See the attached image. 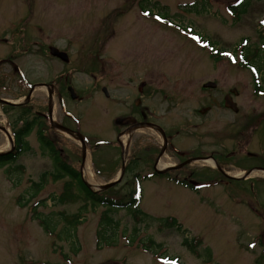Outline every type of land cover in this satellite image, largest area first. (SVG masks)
I'll return each mask as SVG.
<instances>
[{
  "label": "rangeland",
  "instance_id": "374dc122",
  "mask_svg": "<svg viewBox=\"0 0 264 264\" xmlns=\"http://www.w3.org/2000/svg\"><path fill=\"white\" fill-rule=\"evenodd\" d=\"M235 2L0 0V58L14 55L9 59L25 80H21V95L27 84L34 87L33 106L23 114L26 122L33 121L31 132L23 138L29 150L0 164V264L164 263L163 258L144 251L143 243L149 238L160 244L157 253L182 264H264V176L250 174L245 180L225 182L217 168L200 173L203 162L195 161L180 174L197 186L194 190L175 183L176 172L171 173L173 178H141L152 173L153 162L142 161L139 147L148 144L156 149L162 138L150 127L131 130L127 141L122 140L123 132L119 139L126 150L124 158L132 154L140 159L105 196L127 200L136 187L135 171H139L138 208L155 218H176L185 232L159 229L157 222L136 221L125 208L113 209L109 214L119 222V238L115 245L97 249L95 232L105 207H93L77 197V182L68 177L53 180V160L37 140V134L45 131L60 158L78 169L81 180L93 190L94 185L114 180L122 148L108 143L114 137L112 119L128 111L130 101L139 96L137 87L144 83L142 100L148 119L171 135L176 126L183 128L171 138L179 148L177 153L160 158L164 167L175 164L179 153L218 150L228 153L217 157L216 163L230 176L264 169V0H251L239 21L227 9ZM49 46L64 50L69 60L51 56ZM255 54L260 60L250 61ZM243 55L250 65L242 63ZM6 63L1 66L4 70ZM252 65L258 69L263 90L259 93ZM56 79L59 89L62 84L64 105L53 93L51 120L75 127L85 137L83 160L76 137L49 128V84ZM66 84L74 88V99ZM208 93L223 106L215 108ZM22 97L21 101L10 95L4 99L20 104ZM251 119L260 120L245 127ZM94 141L101 143L89 148L88 143L92 146ZM4 143L0 152L10 149L0 131V147ZM85 166L95 182L84 172ZM38 182L40 189L35 185ZM66 190L76 198L66 197L62 202ZM77 211L81 223L65 239V234L59 235L60 228L66 227L59 212ZM34 213H51L57 222L54 233L45 232ZM134 227L137 236L129 242ZM193 236L201 240L198 250L204 258H196L182 246L183 237ZM205 248L211 252L209 262L204 261Z\"/></svg>",
  "mask_w": 264,
  "mask_h": 264
},
{
  "label": "trees",
  "instance_id": "16d2710c",
  "mask_svg": "<svg viewBox=\"0 0 264 264\" xmlns=\"http://www.w3.org/2000/svg\"><path fill=\"white\" fill-rule=\"evenodd\" d=\"M251 0H240L236 3L230 4L228 6L229 11L231 12L233 16L234 21H239L241 19V16L244 15L247 12V9L250 5ZM246 57V56H245ZM251 58V56L249 57ZM258 59V56L252 55V58L250 61ZM260 60V59H258ZM260 62V61H259ZM256 91H258L260 88L255 87ZM29 107V106H24ZM33 123V122H32ZM29 131H22L18 132V134H28ZM21 138V137H20ZM39 139L41 141V147L45 149L48 152V155L52 158L53 164H54V172L52 173V179L56 180L63 177H68L70 182H77V184H74L77 187L78 193H76V196L79 198H82L83 200H86L91 206H103L105 207V210L102 212V215L99 218L98 226L95 232L96 236V242L95 246L97 249H101L105 246H113L116 244L118 240L119 234V222L115 220L109 213L113 209H120L125 208L130 212L136 221L143 222L144 220H148L149 223L151 222H157L158 228H173L177 230L178 232L183 233L185 230H182V226L180 223L177 222V220L174 217H165V218H155L144 211H142L140 208H138L137 202L139 201L140 195L139 192L136 190H132L129 198L127 200L124 199H117V198H111L110 196H105L106 191H93L91 190L80 178V174L78 169H75L74 167L70 166L68 163L64 162L56 150V147H54L48 139L45 138V136L41 137L39 136ZM24 144V145H23ZM22 145H17L16 148L18 151L21 150H29L28 143L24 142ZM3 158H0V163L3 161ZM37 186V189H40L42 184L40 182L35 183ZM67 191V190H66ZM75 195H72L70 192H66L62 195V202L65 200L66 197L70 198H76ZM61 215V219L65 221L66 227L60 228L59 235L65 234L66 238H71L74 234V231L76 227L81 223V216L79 211H77L75 214H66L64 212H59ZM33 218H35L40 226L45 230L47 233H54L55 227H57V222L55 221V218L52 216V214H46L43 215L41 213H34ZM136 227L132 230V234L129 238V242L134 240V237L137 236L136 233ZM63 232V233H62ZM131 240V241H130ZM182 246H184L190 253L195 255L196 258H204L203 255L200 254L198 248L201 245V240L198 237H183L182 238ZM156 246V248H155ZM143 249L147 252H150L152 254H157V250L160 247V244H155L154 240L152 238H149L145 243H143ZM76 251V249H75ZM74 251V252H75ZM205 255L206 258L204 259L205 262H209L211 260V252L209 249L205 248Z\"/></svg>",
  "mask_w": 264,
  "mask_h": 264
},
{
  "label": "flooded vegetation",
  "instance_id": "af4514ba",
  "mask_svg": "<svg viewBox=\"0 0 264 264\" xmlns=\"http://www.w3.org/2000/svg\"><path fill=\"white\" fill-rule=\"evenodd\" d=\"M14 55H8V58H0V100H2V102L0 101V131H5V130H9L11 132V139L13 141V143L15 144L17 142V137H16V132H22V131H31L33 128L32 122H26V120L24 119V115H26V111L22 109L26 108H22L20 106L19 103H15V101H8L7 99H4L5 96L10 95L13 99H19L20 98V92H21V84H20V72L17 69L16 65L13 63V61L11 59H9V57H13ZM8 59V60H7ZM6 60V61H5ZM3 61V63H2ZM7 62V63H6ZM7 64L8 68L6 70H4V68H1L2 65ZM12 78H15L14 80ZM51 87L49 92L51 93V96H53V93L57 96V98L59 99L61 96L65 95L64 91L62 90V84H59L60 89L58 88V86L56 85V83H50ZM66 91H67V87L68 84H66ZM144 86V83L140 84L137 87L138 90V94L139 96L135 97V99L133 100V102L131 103L130 101V106L127 112H121V114H116L114 115L112 122H113V135L114 137L110 140V143L115 146V147H119L120 148V135L123 132H130L133 129L139 128L142 124L144 123H153L155 124V122H152L148 119V107L147 105H145L143 103L142 100V96L143 91L142 88ZM61 92H60V91ZM63 94V95H62ZM86 93L82 94L81 97L85 98ZM49 96V95H48ZM208 99L210 100V102L212 103V105L215 108H221L223 106L222 101L217 100L214 96L212 97L209 93L207 94ZM5 101V102H3ZM30 106V105H29ZM203 109V110H202ZM200 110H198L199 114L202 115L204 114V108H202ZM22 113V114H21ZM25 113V114H24ZM24 114V115H23ZM66 117H71V114L68 113V111L64 110V113ZM22 115V116H21ZM39 115H43L42 113H39ZM48 117V114H47ZM49 118V117H48ZM256 120V121H255ZM251 119L250 121L247 120L245 127L246 126H250V125H254L255 122H259L260 119ZM73 125V124H72ZM74 126V125H73ZM194 128H196V126H194ZM70 130H75V127L69 126ZM183 129L182 126H176L174 129V132L172 135H170L168 132H166V130L163 128V132L167 137V142H165L166 148H165V153L164 154H171L172 152L177 153L178 149H176L171 141L172 136L178 134L179 130ZM43 130V127H41L39 129ZM240 133H243V129H241ZM130 134V133H129ZM21 135V134H20ZM40 135H46V132H41ZM175 137V136H174ZM6 140L9 142V137L6 136ZM20 141V139H19ZM141 150L143 151V155H142V161L148 165L147 163H149V156H151L154 152L155 149H153L152 147L148 146V144H143L141 147ZM138 148V149H139ZM129 151V149H128ZM171 152V153H170ZM159 151L156 153V155L158 156ZM173 154V153H172ZM228 153L224 154L222 151H218V150H211L210 152H206V151H202V150H192L191 152L188 153H179L177 159H176V164H180V163H184V162H188V161H192L193 159L196 158H212L216 161L217 157L221 158L222 156L227 155ZM163 157V155H162ZM140 158L137 156H134L132 154H130L128 156L127 162H128V170L129 169H134L137 166L138 160ZM203 163L201 164L202 167L199 169V172L202 173L201 171L203 170H208L209 168V164L205 163L204 160H200ZM154 163V162H153ZM192 162H188L186 164H184L183 167L178 168V169H174V170H170L167 171L166 173L169 174V176L171 175V173L176 172L177 176H174L176 179H185L187 176H183L181 177V172L184 170V168H186V166H189V164H191ZM153 166V165H152ZM127 170V168H126ZM153 172H154V167H153ZM165 173V174H166ZM191 174H193L194 172H189ZM222 174V173H221ZM135 176L139 177L140 173L139 171H135ZM223 176L225 179L226 177L224 175ZM171 177V176H170Z\"/></svg>",
  "mask_w": 264,
  "mask_h": 264
},
{
  "label": "water",
  "instance_id": "95a60500",
  "mask_svg": "<svg viewBox=\"0 0 264 264\" xmlns=\"http://www.w3.org/2000/svg\"><path fill=\"white\" fill-rule=\"evenodd\" d=\"M50 53H51L52 55H54V56H58V57L62 58L63 60H67V55H66L64 52H59V51H57L55 48H50ZM208 85H209V86H211V85L213 86V83H209ZM69 91L72 92V91H71V88H69ZM71 95L73 96L72 93H71ZM27 99H28V96H27ZM52 127L55 128V129H57V130H62L63 132L69 133L70 135L76 136L80 141H82V138H81V135H80V134H75V133L69 131L68 129L62 127L61 125L57 124V123H53V122H52ZM161 133H162V132H161ZM11 148H12V147H11ZM82 151H83V156H84V146L82 147ZM162 151H163V149H162ZM162 151H161V152H162ZM3 154H5V153H0V155H3ZM123 154H124V150L122 149V155H123ZM124 167H125V165H124V163H123L122 166H121V169H120L119 175H118V177H117L115 180H113V181H111V182H109V183H107V184H105V185H98V186H96V188H97L98 190L106 189V188H108V187L114 185L115 183L119 182V181L121 180V176H122V174H123V172H124ZM166 170H167V169H166ZM166 170H158V169H156V171H157L158 173H164ZM242 177L244 178L245 176H242Z\"/></svg>",
  "mask_w": 264,
  "mask_h": 264
},
{
  "label": "bare ground",
  "instance_id": "6f19581e",
  "mask_svg": "<svg viewBox=\"0 0 264 264\" xmlns=\"http://www.w3.org/2000/svg\"><path fill=\"white\" fill-rule=\"evenodd\" d=\"M153 132L154 133H156L157 134V132L155 131V130H153ZM128 138H129V132H126V133H124L123 135H122V140L123 141H127L128 140ZM122 141V142H123ZM4 147H6V143H4V145L3 146H1L0 147V149L1 148H4ZM88 164V163H87ZM166 164L164 163V161H163V159H160L159 160V162H158V167L159 168H161V167H164ZM84 172L87 174V176H89L91 179V181H93L94 179H93V177H92V173L90 172V170L88 169V167L87 166H85V169H84ZM244 174V172H242V173H233V175H243ZM250 174L251 175H261V176H264V171H261V170H252L251 172H250ZM93 179V180H92ZM94 182H95V180H94ZM94 186H96V185H94Z\"/></svg>",
  "mask_w": 264,
  "mask_h": 264
}]
</instances>
